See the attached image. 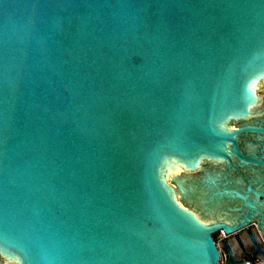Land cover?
Wrapping results in <instances>:
<instances>
[{
  "label": "water",
  "instance_id": "95a60500",
  "mask_svg": "<svg viewBox=\"0 0 264 264\" xmlns=\"http://www.w3.org/2000/svg\"><path fill=\"white\" fill-rule=\"evenodd\" d=\"M263 100L264 0H0V264H218Z\"/></svg>",
  "mask_w": 264,
  "mask_h": 264
},
{
  "label": "flooded vegetation",
  "instance_id": "af4514ba",
  "mask_svg": "<svg viewBox=\"0 0 264 264\" xmlns=\"http://www.w3.org/2000/svg\"><path fill=\"white\" fill-rule=\"evenodd\" d=\"M260 108L255 107L253 110L254 115L249 119L237 121V128L247 124H255L259 120L262 122L264 120V100L261 103ZM245 139L248 141V139L255 138L251 135H248L245 137ZM212 167L218 168L219 165L218 163L211 164L210 162H207V164H204V171L199 177H202L205 171L210 170ZM234 206L235 205L232 204H226L224 208L217 211L215 210L216 212L211 211L210 213L206 214L200 213V215H202V218L207 219L210 217L209 214H217L215 216V221L231 223V221H233L239 214L238 212H234L231 209ZM197 212L199 213V211ZM259 221V216L256 215L253 223L247 225L245 228L239 231H236L233 234L226 235L223 233V231H220L214 235V242L220 255L218 264H227L229 261V252L224 245V241L229 243L236 261H244L243 264H264V233L258 227ZM248 229L251 231L255 243L252 241L248 233Z\"/></svg>",
  "mask_w": 264,
  "mask_h": 264
},
{
  "label": "bare ground",
  "instance_id": "6f19581e",
  "mask_svg": "<svg viewBox=\"0 0 264 264\" xmlns=\"http://www.w3.org/2000/svg\"><path fill=\"white\" fill-rule=\"evenodd\" d=\"M6 259H7L8 261L12 262V263H17V264L19 263L18 259H16V258H11V257L9 258V257H8V258H6Z\"/></svg>",
  "mask_w": 264,
  "mask_h": 264
},
{
  "label": "rangeland",
  "instance_id": "374dc122",
  "mask_svg": "<svg viewBox=\"0 0 264 264\" xmlns=\"http://www.w3.org/2000/svg\"><path fill=\"white\" fill-rule=\"evenodd\" d=\"M13 264H17V263H13Z\"/></svg>",
  "mask_w": 264,
  "mask_h": 264
}]
</instances>
